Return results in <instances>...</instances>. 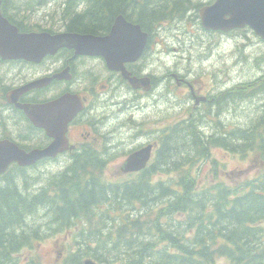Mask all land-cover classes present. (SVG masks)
I'll use <instances>...</instances> for the list:
<instances>
[{
    "label": "trees",
    "instance_id": "obj_1",
    "mask_svg": "<svg viewBox=\"0 0 264 264\" xmlns=\"http://www.w3.org/2000/svg\"><path fill=\"white\" fill-rule=\"evenodd\" d=\"M204 1L214 0H63L64 9L51 18L69 22L72 16L75 20L65 26L68 30L88 29L95 35L98 25L108 26L122 14L151 33L162 22L198 20ZM37 3L19 0L16 4L23 9L14 12L22 17ZM256 62L264 63V54ZM260 78L255 84L264 89V68ZM197 125L186 123L195 142L183 150L184 158L172 154L173 147L182 148L188 138L184 143L175 141L177 125L171 126L168 140L159 142L157 163L162 168L170 165L167 175H158L161 168L156 170V163L154 175L121 176L116 183L106 174L107 164L90 149L74 152L72 161L37 190L32 184L39 177L30 175V168L15 166L6 182L0 181L4 262L14 264L11 256L32 244L45 210L50 228L59 232L72 228L82 241L79 252L65 264H82V257L98 264H264V114L207 141ZM208 147L225 148L247 163L253 159L256 175L227 183L217 177V158L211 174L202 176L200 166Z\"/></svg>",
    "mask_w": 264,
    "mask_h": 264
},
{
    "label": "flooded vegetation",
    "instance_id": "obj_2",
    "mask_svg": "<svg viewBox=\"0 0 264 264\" xmlns=\"http://www.w3.org/2000/svg\"><path fill=\"white\" fill-rule=\"evenodd\" d=\"M17 1L19 0H2V13L4 18L17 28L19 34L43 30H47L53 35L58 33L85 35L91 32L88 29L82 32L68 30L65 26L74 23L75 18L72 16L69 17V22L64 21L63 18H59V21L52 20L51 17H55V14L58 13L55 10L63 7L62 4L58 5V3H62L60 0H36L39 3L30 6L31 11L25 12L22 17L14 12L16 9H23L16 4ZM36 12L45 13L46 19L41 15H36ZM116 18L117 15L108 26L98 25L99 34L95 35L104 36L110 32ZM47 19L50 21L46 22ZM43 22L44 24H42ZM53 25L54 28H51ZM100 28H105V30H100ZM178 39L179 44L175 51L190 48L187 40L181 45V38ZM149 40V49H152L153 38L150 37ZM148 51L146 50L141 60L125 65L131 76L145 79V88L143 86L131 88L128 82L123 79L122 74L117 72V69L110 71L107 68L102 57L79 55L76 54L75 49L69 47H62L54 54L46 55L40 62L19 58L7 59L0 53V143L13 142L18 147L39 149L52 145L56 140L54 135H50L45 128L31 123L21 106L44 105L56 102L68 94H78L85 102V109L67 124L64 132L68 146L73 147L74 150L61 152L56 157L45 158L40 163H46V165L65 163L72 160L73 152L79 153L85 148L93 147L97 154V160L107 164L106 174L115 175L116 183L117 177H121V175H153V166L159 148L158 137L161 136L168 140L170 134L168 131L170 125L169 107L162 118L158 119L153 114L154 105L157 106L163 99L168 106L174 88L181 90L185 87L189 89L186 93L190 94V98H178L179 101L175 104L183 105L181 108L183 112L186 106L190 107L193 110V114L190 115L193 120L198 112L203 114L201 118L205 120H214L211 115L226 119L227 115L233 114L232 110L234 109L231 108L234 107V103L233 90L222 89L221 84L216 83L214 77H212V82L217 85L219 90L215 94L206 93L207 95H205L202 91H197L193 82H190L191 76L186 77L187 73L184 74L182 71L171 73L173 67H171V71L161 76L156 74L155 69L146 73L143 69L149 64V60L146 59L144 63L142 61L145 60V56L147 58ZM179 58H185L189 62L191 59L188 60L184 52ZM193 71L194 75L198 74L200 78L204 76L207 82H202V80L199 82L208 86L211 76L204 74L203 70L194 69ZM171 79L175 85L173 91L169 83ZM32 84L35 85L29 90V86ZM157 85L160 87L157 93H154V88ZM189 101L191 104H187ZM98 102L99 104H97ZM122 105L133 112H122ZM202 106H204L203 109ZM110 118L113 119V124L106 126ZM155 119L161 121L157 128L153 126ZM54 121H62V118L58 117ZM63 121L65 122V118ZM206 126V133H204L206 136L217 132L213 125ZM179 130L180 136L185 137V126L181 125ZM127 144L131 145L127 147ZM147 147L151 148V156L145 168L141 172H125L123 169L126 160ZM166 153L169 157L168 148ZM110 163H115V169L112 172L108 171ZM164 168L162 175H167L168 165ZM6 179L7 173L0 175V181L5 183ZM42 221H45L44 217ZM40 236L41 227L39 226L38 238ZM4 261V256H0V264H8Z\"/></svg>",
    "mask_w": 264,
    "mask_h": 264
},
{
    "label": "water",
    "instance_id": "obj_3",
    "mask_svg": "<svg viewBox=\"0 0 264 264\" xmlns=\"http://www.w3.org/2000/svg\"><path fill=\"white\" fill-rule=\"evenodd\" d=\"M200 17L203 26L208 29L229 31L249 26L264 39V0H216L214 4L200 10ZM147 42L148 34L141 32L140 26L129 24L122 16L117 18L111 33L106 37L78 34L56 36L48 33L18 34L17 30L11 28L2 17L0 0V53L9 59L25 58L40 61L44 56L53 54L62 47H69L75 49L79 55L103 57L110 70L122 71L129 79L123 65L137 60ZM129 80L132 85L137 81ZM82 107L83 102L77 96L64 97L60 101L33 108L25 106L29 119L35 125L45 128L56 140L46 149H35L30 152L8 142L0 144V175L13 163L22 167L33 166L45 157H53L66 151L69 146L64 132L67 124ZM58 117H61L62 121L55 122ZM148 158L149 151L144 149L131 156L123 170L125 172L141 170ZM86 264L92 263L90 261Z\"/></svg>",
    "mask_w": 264,
    "mask_h": 264
},
{
    "label": "rangeland",
    "instance_id": "obj_4",
    "mask_svg": "<svg viewBox=\"0 0 264 264\" xmlns=\"http://www.w3.org/2000/svg\"><path fill=\"white\" fill-rule=\"evenodd\" d=\"M205 3H208V1H205ZM36 15H41L46 19L45 13H37ZM192 20L193 21L190 22H188V20L181 22V28H177V30H174V27L162 28L159 31L157 38L162 41H168L169 43H175L170 46H176L177 35L184 33V35L181 36V45H183L185 40H187L190 45V51L185 49L186 58L189 60L191 55L194 68L197 70H203L204 74L211 76L208 86L207 84L199 82V80L207 82L204 76L200 78L198 77V74H195L190 78V82H193L197 91L200 90L205 93V95H207L206 93L215 94L219 89L217 85L212 82L213 76L216 77V83L221 84L222 89H228L229 91L234 90L235 87H241V83H253L256 79H259L258 76H260V72L264 68V63H257L256 61L257 58L264 54V47L262 44L257 43L251 45L250 48L246 49V54L249 55L247 59H242L243 61L241 62L239 60L237 61L240 54L237 46L242 44V39L244 38H241L238 36V33L235 32L228 36H224L221 39L219 38L218 40L217 37L208 36L207 33H202V30L198 29V20L194 18ZM46 22H49V20L47 19ZM174 31L179 34H175ZM244 34H246V32H244ZM249 37H251L253 41L257 40V38L252 35H249ZM210 43H212V46H214V50L216 51L213 53V49L210 50V53H213L211 57H209L208 54L206 56H201L205 49L210 48ZM150 55L151 65H147L145 68L155 69L158 76L171 71V67H173V71H182L184 74L188 72L189 68H193V65L190 64L189 61H186L185 58H177V56H174L171 47L170 50H168L165 48L163 49L160 45L156 47L155 51H152ZM252 65L257 66L258 68L256 67V69H253ZM124 90L126 89L124 88ZM188 91V87L182 88L181 90L174 89L168 106L164 103L163 99H161L157 106H153L152 110L154 116L161 119L168 107L170 114L178 113L183 105L175 104V102H178V98L184 96ZM187 104H191V101ZM231 109H234L232 110L233 114L227 115V124L231 125L232 128L246 126L252 118L260 117L264 114V91L256 90L253 95L244 94L242 99L237 100L236 105ZM172 125H174V123ZM130 145L131 144H127V147ZM220 161L222 162H219L217 165L219 169L217 177L227 183L239 182L255 175L254 173L256 170L253 159L250 163H247L244 162L240 156L229 154L226 158L223 157L220 159ZM240 167L243 168L242 173L246 172L245 174L239 172ZM56 168L57 165L46 166L45 164H42L38 168L30 169V175L39 177V182L37 184H32V187H35L36 189L44 187L43 184L48 178H50V176H52V173L55 172ZM110 169H115V163H111ZM108 176L111 178L114 177V175ZM201 180L202 182L204 181L202 178ZM41 217L43 216L41 215ZM66 235H69V233ZM57 242L60 244H57ZM66 245V237H58L57 241L56 238L49 241L47 239L42 242V249L38 250L39 246L37 245L35 251H23L19 257L22 262L41 257L42 262L45 264H56L59 260L58 252ZM53 250H57V252L52 253Z\"/></svg>",
    "mask_w": 264,
    "mask_h": 264
},
{
    "label": "bare ground",
    "instance_id": "obj_5",
    "mask_svg": "<svg viewBox=\"0 0 264 264\" xmlns=\"http://www.w3.org/2000/svg\"><path fill=\"white\" fill-rule=\"evenodd\" d=\"M170 124H173L172 122H170ZM174 126V125H173Z\"/></svg>",
    "mask_w": 264,
    "mask_h": 264
}]
</instances>
